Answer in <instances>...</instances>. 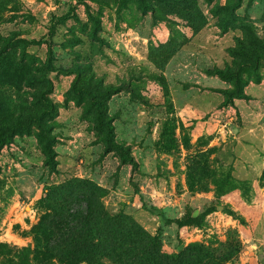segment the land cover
Returning <instances> with one entry per match:
<instances>
[{"label": "rangeland", "instance_id": "obj_1", "mask_svg": "<svg viewBox=\"0 0 264 264\" xmlns=\"http://www.w3.org/2000/svg\"><path fill=\"white\" fill-rule=\"evenodd\" d=\"M164 253L264 264V0H0V264Z\"/></svg>", "mask_w": 264, "mask_h": 264}, {"label": "trees", "instance_id": "obj_2", "mask_svg": "<svg viewBox=\"0 0 264 264\" xmlns=\"http://www.w3.org/2000/svg\"><path fill=\"white\" fill-rule=\"evenodd\" d=\"M79 199H80V197H79ZM79 199H76L75 200V203H77V201ZM75 218H77L76 215L73 217V220L74 221H75ZM81 232H82V230H80V229H74V230H72L71 232L67 233V235H66L67 237L64 239L63 242H67L70 239V237H76V236H78ZM79 253L82 256V259L84 260L85 258H87V256L90 253L89 252V248L88 247L87 248H84V250H81V251H79V248H78L77 251L73 253L77 257V260H76L77 263H79ZM185 257H186L185 258L186 260H185L184 264H191V259H190L191 256H190V254H186ZM180 258H182L180 255H173L172 257L169 258V256H167L164 253L161 256V261L163 262V264H180V263L183 262V259H180Z\"/></svg>", "mask_w": 264, "mask_h": 264}]
</instances>
